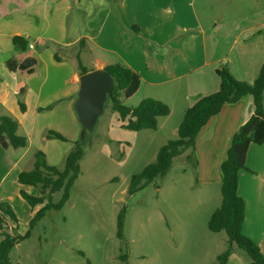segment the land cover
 <instances>
[{
    "label": "crops",
    "instance_id": "1",
    "mask_svg": "<svg viewBox=\"0 0 264 264\" xmlns=\"http://www.w3.org/2000/svg\"><path fill=\"white\" fill-rule=\"evenodd\" d=\"M82 1L0 0V116L15 117L18 133L29 139L24 148L0 145V165L5 167L0 199L7 197L13 179L18 192L17 176L37 150L45 153L49 164L56 165L53 152L58 151V159H64L80 137L82 125L75 104L81 67L87 71L106 68L116 60L129 65L140 74L141 84L124 103L137 106L144 97L164 101L170 114L159 118L158 126H162L175 111L183 115L198 98L219 89L217 68L221 64L226 63L237 79L252 82L264 63V9L204 21L192 0H88L94 7L100 6L97 14L83 21L84 9L80 8L72 21L76 5ZM90 7L85 9L88 15ZM15 36L28 41L26 50L18 49ZM87 52L93 55L90 68L83 63ZM14 55L19 63L11 69L8 60ZM28 55L34 56L36 63L20 69ZM254 111V98L249 94L224 104L198 132V148L212 152L217 144L224 161L233 133ZM51 130L60 132L71 145L55 143L50 158L44 141L52 140L48 137ZM11 149L19 151L12 154ZM246 166L248 169L238 174V193L246 202L243 232L264 253V142L250 144ZM221 178L220 171L202 183L221 184ZM227 264H252V259L235 245Z\"/></svg>",
    "mask_w": 264,
    "mask_h": 264
},
{
    "label": "rangeland",
    "instance_id": "2",
    "mask_svg": "<svg viewBox=\"0 0 264 264\" xmlns=\"http://www.w3.org/2000/svg\"><path fill=\"white\" fill-rule=\"evenodd\" d=\"M191 5L202 20L211 21L214 16L229 18L264 9V0H192ZM89 6L88 15L85 9ZM98 7L83 0L76 5L72 21L78 9H84L81 16L86 21L92 13L97 14ZM83 25L86 27L85 22ZM92 56L88 52L83 55L88 68L93 66ZM184 114L175 111L162 126L132 130L121 125L118 112L108 104L95 130L75 141L84 154L68 201L60 210L46 211L32 227L28 225L32 208L19 196L10 176L7 182L13 185L0 203L13 209L17 221L7 218L5 228L12 234L29 231V235L12 248L9 264H217L228 235L225 230L211 231L208 221L221 204V184L202 183L221 171L223 160L217 144L208 152L207 147L198 148L195 138L194 147L176 156L165 175L129 191L132 176L155 161L162 145L177 138L174 128ZM44 143L49 146L50 158L55 143L71 145L57 138ZM53 154L56 166L63 168L64 159H58V151ZM34 158L22 165L25 170L34 167ZM4 168L0 165V177ZM62 192H54L52 200L58 201ZM122 210L123 235L119 236Z\"/></svg>",
    "mask_w": 264,
    "mask_h": 264
},
{
    "label": "trees",
    "instance_id": "3",
    "mask_svg": "<svg viewBox=\"0 0 264 264\" xmlns=\"http://www.w3.org/2000/svg\"><path fill=\"white\" fill-rule=\"evenodd\" d=\"M264 36V31H263ZM20 50H26L28 41L21 37L13 38ZM83 39L79 41L82 43ZM19 59L12 56L8 60L11 69L18 67ZM115 77L113 93L109 104L111 109L118 112L122 126L132 130L157 128L159 117L170 114V107L164 101L152 97H144L137 106L124 103V98L132 96L140 87L141 76L126 63L116 60L106 66ZM31 72V69H29ZM87 68L81 67V73ZM220 76V87L217 91L201 96L185 111L183 120L178 126V136L168 140L159 149L155 161L146 165L141 172L132 176L129 191L135 192L157 176L165 175L173 164V159L193 148L195 138L200 129L216 115L224 104L235 102L245 95L254 98V113L233 133L231 144L226 158L221 165V193L220 206L212 213L208 227L211 231L225 230L228 239L227 247L217 256V264H227L234 246L244 249L251 257L252 264H264V253L259 245L243 232L246 214V202L238 193V174L246 166L247 151L251 143L264 142V63L254 81L237 79L226 63L217 68ZM22 110L26 109L20 100ZM19 121L9 114L0 116V145L5 148H24L28 146L26 135L19 134ZM48 137L66 140L60 132L51 130ZM76 143V142H75ZM84 154L83 147L76 143L64 157V166L60 168L47 162L42 150H37L34 167L30 170H21L17 176L19 183L18 193L32 208V215L28 221L30 227L46 214L49 209H62L70 197V190L80 173V160ZM28 187L36 189V193ZM63 190L58 201L52 200L54 192ZM123 210L118 216V234L123 235ZM9 220L17 221V215L6 203H0V264L10 263V251L22 239L29 235L12 234L5 228ZM126 255L123 258L126 259Z\"/></svg>",
    "mask_w": 264,
    "mask_h": 264
},
{
    "label": "water",
    "instance_id": "4",
    "mask_svg": "<svg viewBox=\"0 0 264 264\" xmlns=\"http://www.w3.org/2000/svg\"><path fill=\"white\" fill-rule=\"evenodd\" d=\"M36 61L34 56L28 55L21 61L19 68L26 69ZM114 84L115 77L106 68H95L80 75L75 110L82 125V137L95 130L109 104Z\"/></svg>",
    "mask_w": 264,
    "mask_h": 264
},
{
    "label": "built area",
    "instance_id": "5",
    "mask_svg": "<svg viewBox=\"0 0 264 264\" xmlns=\"http://www.w3.org/2000/svg\"><path fill=\"white\" fill-rule=\"evenodd\" d=\"M30 47L33 48L34 47V44H30Z\"/></svg>",
    "mask_w": 264,
    "mask_h": 264
}]
</instances>
